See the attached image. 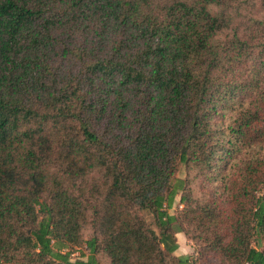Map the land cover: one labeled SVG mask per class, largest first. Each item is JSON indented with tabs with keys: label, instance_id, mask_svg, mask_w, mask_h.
I'll return each instance as SVG.
<instances>
[{
	"label": "trees",
	"instance_id": "obj_1",
	"mask_svg": "<svg viewBox=\"0 0 264 264\" xmlns=\"http://www.w3.org/2000/svg\"><path fill=\"white\" fill-rule=\"evenodd\" d=\"M96 255L264 264V0H0V264Z\"/></svg>",
	"mask_w": 264,
	"mask_h": 264
},
{
	"label": "rangeland",
	"instance_id": "obj_2",
	"mask_svg": "<svg viewBox=\"0 0 264 264\" xmlns=\"http://www.w3.org/2000/svg\"><path fill=\"white\" fill-rule=\"evenodd\" d=\"M231 117L230 112H226L222 117H214V119L216 120V122H218L217 124L219 125V127L223 126ZM177 177L182 178L184 177V170L182 165H179L178 168V172L176 174ZM182 205L179 204L178 201V193L177 195H175L174 197V201L172 203V206L168 209V213L172 214L173 212L176 211V209H179ZM143 217L144 219L150 223V225L152 226V228L154 229L155 233L158 234V229L154 223L153 217L150 213L148 212H144L143 213ZM171 230L173 232V236L172 238L174 239V243H176V248L173 251V255L175 256H188V255H192L193 254V248H192V244L191 241L184 238V236L182 235V233L180 231H178L177 226L173 223L171 225ZM162 243L165 244H169L170 238H165V237H161L160 238ZM252 244L257 248L260 249L263 247V245H259L258 241H256L255 239L252 240ZM88 254L85 245L83 244L82 246L79 247H73L71 248V254L70 257L71 259H77L80 258L82 260H84L86 258V255ZM99 264H104L105 260L103 257L97 256ZM199 264H225L222 260H220V258L216 257V256H208L205 257L203 260H200Z\"/></svg>",
	"mask_w": 264,
	"mask_h": 264
}]
</instances>
